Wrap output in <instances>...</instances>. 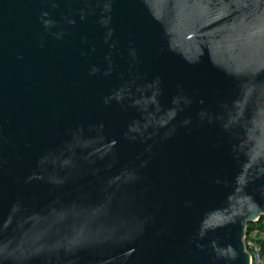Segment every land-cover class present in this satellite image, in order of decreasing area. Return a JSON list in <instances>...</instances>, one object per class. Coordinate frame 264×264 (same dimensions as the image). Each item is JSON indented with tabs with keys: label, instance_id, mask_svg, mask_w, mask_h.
Segmentation results:
<instances>
[{
	"label": "water",
	"instance_id": "1",
	"mask_svg": "<svg viewBox=\"0 0 264 264\" xmlns=\"http://www.w3.org/2000/svg\"><path fill=\"white\" fill-rule=\"evenodd\" d=\"M264 0H0V264H252Z\"/></svg>",
	"mask_w": 264,
	"mask_h": 264
},
{
	"label": "built area",
	"instance_id": "2",
	"mask_svg": "<svg viewBox=\"0 0 264 264\" xmlns=\"http://www.w3.org/2000/svg\"><path fill=\"white\" fill-rule=\"evenodd\" d=\"M256 227L248 234L246 245L251 254L252 264H264V219L255 223Z\"/></svg>",
	"mask_w": 264,
	"mask_h": 264
},
{
	"label": "trees",
	"instance_id": "3",
	"mask_svg": "<svg viewBox=\"0 0 264 264\" xmlns=\"http://www.w3.org/2000/svg\"><path fill=\"white\" fill-rule=\"evenodd\" d=\"M255 227H256L255 224H252V225L249 226V230H248V234H249V235H250V232H251L253 229H255ZM248 238H249V236H248Z\"/></svg>",
	"mask_w": 264,
	"mask_h": 264
}]
</instances>
